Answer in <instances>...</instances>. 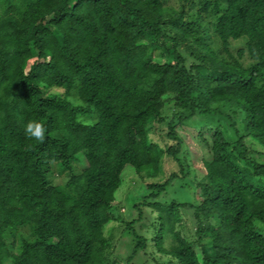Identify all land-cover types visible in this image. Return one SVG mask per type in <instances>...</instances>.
<instances>
[{
    "label": "trees",
    "instance_id": "trees-1",
    "mask_svg": "<svg viewBox=\"0 0 264 264\" xmlns=\"http://www.w3.org/2000/svg\"><path fill=\"white\" fill-rule=\"evenodd\" d=\"M173 1L0 0V264H264V0Z\"/></svg>",
    "mask_w": 264,
    "mask_h": 264
},
{
    "label": "rangeland",
    "instance_id": "rangeland-1",
    "mask_svg": "<svg viewBox=\"0 0 264 264\" xmlns=\"http://www.w3.org/2000/svg\"><path fill=\"white\" fill-rule=\"evenodd\" d=\"M168 2L170 4H173L174 6H176L177 4L174 3L173 0H168ZM173 6V7H174ZM214 40V43L216 42L215 38L213 39ZM242 47V44H238V43H233V47H232V51L233 53H235L238 48ZM243 63L245 65H248L249 64V60L248 58H245V60L243 61ZM85 122H88L90 124H93L95 122V116L93 115L92 117H87L85 119ZM254 148L259 151V152H263L264 153V146L262 144H260L259 142H255L254 143ZM205 151V150H203ZM81 167V166H80ZM78 165L76 164H73V169H74V172L75 173H79L80 172V168ZM69 177V172L62 169L60 166L56 165L54 168H53V173H52V179L55 180V182H57L58 184H63L66 182L67 178ZM166 177V176H165ZM164 176H160L158 179L161 180L163 179ZM192 178V176L190 177ZM157 179V180H158ZM152 181V180H150ZM129 184L130 186L127 187V185L125 186L124 190L122 191V193L120 195H118V198L120 199V205H119V208H118V216L121 217V221L124 220H127L129 218V211L131 210L132 208V201L130 200H127V198H125L127 192L129 191V188L131 187H135L136 186V181H135V178L133 177H129ZM175 186H170L167 188V190L165 192H163L160 197L163 201H171L172 199H178L179 201H192L193 199V196H191L190 193H183V190L182 187L179 185V181H174L173 183ZM167 192V193H166ZM184 192H186L184 190ZM127 197V196H126ZM122 209V210H121ZM144 216L146 217L147 215L149 217H152V216H155L156 214L155 213H152L151 212V208H148L146 207L145 210H144ZM185 218L183 217L184 221L185 219L186 220H190V218L188 219V216L187 214H184ZM120 226L122 225H117V223H111L109 224L106 229H105V233L106 235L108 236L109 235V232H112L113 234V238L112 240H115V241H112V244L113 242H115L113 245H114V249H113V252H117V253H122V252H125L126 254H128V250L125 251V247L126 245L124 243L127 242V240L125 241H121V242H118V239L122 236L123 232L121 231L120 229ZM117 227V228H116ZM116 228V229H115ZM118 229V232H116ZM115 230V231H114ZM141 231V230H140ZM144 230H142L143 232ZM129 238V237H128ZM149 252H151L152 254H154L156 252V249L153 248L152 244H151V247L149 248ZM157 253V252H156ZM158 256L162 257L161 255H159V253L157 254ZM142 256V255H141ZM146 257L148 255H145ZM144 258V256H143ZM143 260V259H142Z\"/></svg>",
    "mask_w": 264,
    "mask_h": 264
},
{
    "label": "clouds",
    "instance_id": "clouds-1",
    "mask_svg": "<svg viewBox=\"0 0 264 264\" xmlns=\"http://www.w3.org/2000/svg\"><path fill=\"white\" fill-rule=\"evenodd\" d=\"M45 133L46 129L39 120H30L24 126V134L29 139H43Z\"/></svg>",
    "mask_w": 264,
    "mask_h": 264
}]
</instances>
